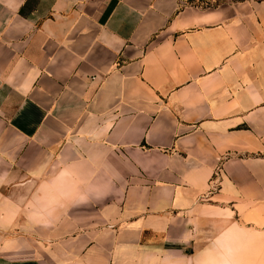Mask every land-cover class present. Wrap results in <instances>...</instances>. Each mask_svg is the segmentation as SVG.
Segmentation results:
<instances>
[{"label": "crops", "instance_id": "obj_1", "mask_svg": "<svg viewBox=\"0 0 264 264\" xmlns=\"http://www.w3.org/2000/svg\"><path fill=\"white\" fill-rule=\"evenodd\" d=\"M0 264H264V0H0Z\"/></svg>", "mask_w": 264, "mask_h": 264}]
</instances>
